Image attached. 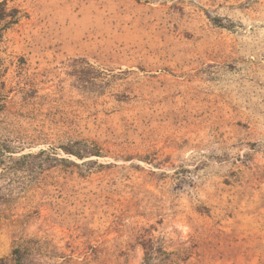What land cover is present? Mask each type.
<instances>
[{
	"label": "rangeland",
	"instance_id": "1",
	"mask_svg": "<svg viewBox=\"0 0 264 264\" xmlns=\"http://www.w3.org/2000/svg\"><path fill=\"white\" fill-rule=\"evenodd\" d=\"M5 1L0 264H264V0Z\"/></svg>",
	"mask_w": 264,
	"mask_h": 264
},
{
	"label": "trees",
	"instance_id": "2",
	"mask_svg": "<svg viewBox=\"0 0 264 264\" xmlns=\"http://www.w3.org/2000/svg\"><path fill=\"white\" fill-rule=\"evenodd\" d=\"M6 1L4 0L2 3H0V6L3 7L2 13H0V21H5L8 18V13L6 12ZM15 13H19V11L15 10ZM215 20V19H214ZM219 20V19H217ZM216 21V20H215ZM219 23H221V21H218ZM12 24L11 21H8L5 26H10ZM64 151L67 154L70 155H74L76 157H78L81 160H84L86 158V156L84 155V153H82V151H75V149L69 148V147H63ZM94 151H89L86 154H91V156H96L94 153ZM15 152H10L7 151L6 154H13ZM45 151H41L38 155H42L44 154ZM35 156L33 154H29L26 156H22L19 157L20 160L22 159H27V158H34ZM143 246V250L145 252V257L143 260L142 264H182L184 263V260L179 258L178 254L175 253H171L165 250V248L163 246L157 245L152 239L144 242L142 244ZM19 264V263H18Z\"/></svg>",
	"mask_w": 264,
	"mask_h": 264
}]
</instances>
